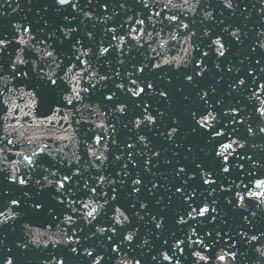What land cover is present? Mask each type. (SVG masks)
<instances>
[{
  "label": "snow or ice",
  "instance_id": "6c2138e0",
  "mask_svg": "<svg viewBox=\"0 0 264 264\" xmlns=\"http://www.w3.org/2000/svg\"><path fill=\"white\" fill-rule=\"evenodd\" d=\"M54 3L58 10L71 8L82 16V24L94 21L104 26L107 46L104 40L95 46L97 60L105 58L112 51L117 54V63L121 66L125 64L122 56L136 52L143 57L133 63L132 71L126 73V83L115 84L118 92L132 100H138L142 95L151 97L157 94L163 100L168 99L166 90L156 92L154 81L144 76L146 70L160 72L171 69L179 73L182 69L190 68L195 61L192 73H183V80L186 85L198 87L197 78L203 80L209 73L206 61L212 55L216 58L212 61L216 72L235 74L238 77L230 84L229 95L248 89V105L224 108V101L217 99L216 108L220 111H216L209 103L210 97L216 94V88L199 89V100L203 102L204 108L203 111L191 114L196 125L192 131L207 138L212 146L214 168L218 171L209 170L200 163L195 165L207 196L212 199L197 200L194 190L185 197L188 182L198 178L195 174H189L184 185L176 188V193L184 197L183 204L186 207L176 211L175 220L178 226H186L190 221L216 223L219 213L214 205L217 204L215 195L219 191L227 194V205L247 213L242 216V220L248 230H237L235 235L230 231L223 234L216 231L213 237V232L200 235L196 227H189L183 238L173 233L164 240L158 254L151 259L158 264H184L185 261L189 264H235L240 254L238 244L241 243L247 248H254L258 257L264 259V231L257 234L253 230L257 212L250 209V203L254 202L256 208L264 210V156L258 155L264 153V143H257L258 139L264 138V67L260 68V76L248 71L247 77H252L249 84L247 77L239 76V67L219 62L229 52L223 36L218 34L212 38L207 28L197 30V16L200 17L199 25L216 23L214 9L205 7L206 0H135V8H128L126 2H121L119 8L125 17L118 26H108L118 15L115 11L99 18L93 12L82 10L80 0H54ZM219 3L223 9L235 15L238 7L236 0H219ZM257 3L260 5L259 14L264 17V0H257ZM88 4L91 5L92 0H88ZM100 8L108 13L109 4H100ZM13 11H18V8ZM3 15L0 12V17ZM65 20L67 22V17ZM219 23L223 24V21ZM11 28L10 34L0 30V177L20 189L34 188L38 193L52 189L50 199L55 203V207H46L41 200L31 203L32 219L22 224L24 239L15 247L21 253H27L30 249L74 245L70 248L74 256L82 254L89 258L90 264H104L106 255L100 254L95 247H85L80 252L78 246L81 240L78 237L82 229L75 226L79 220L93 225L109 203L117 200L116 188L112 187L110 200L108 194L101 191L99 195L105 200L103 203L98 202V189L118 183L123 186L122 179L118 182L104 174L112 148H118L119 145L115 139V128L108 123V115L100 103L92 100L97 93V85L106 83L110 77L102 75L94 66L93 47H85L81 40L70 46L71 55H67L48 42L57 38L55 32L45 40L38 38L30 23H14ZM77 31L75 27L59 28L65 41ZM222 32L236 44L242 43V36L246 37L239 27L225 26ZM86 35L89 42L95 41L94 33L88 32ZM257 36L260 39L252 51L258 48L264 52V31H258ZM204 41H207L206 46H202ZM10 48L13 51L8 53ZM195 52L200 53L199 59L194 57ZM256 64H261V60H256ZM103 99L112 105L110 112L113 115L123 116L130 111L129 103L120 101L116 92L105 95ZM140 106V103L135 104L136 108ZM248 106H251V113ZM158 115L163 117L164 114ZM172 123L175 125L178 122L173 120ZM131 124L136 130L145 125L155 126L157 117L152 113V105L144 102L140 115ZM84 126H88L87 131L82 133ZM178 132V127H171L166 133V139L172 141ZM135 139L144 149L149 148L144 135H137ZM81 148L87 160L81 156ZM135 148L136 143L129 142L123 150ZM159 156L160 152H153L144 161L146 172L151 173V168L156 166L152 165V160ZM122 159L123 156L114 155V162ZM128 161L134 168L137 166L131 154ZM49 162H55L60 167H54ZM128 167L129 164H123L116 175H129ZM89 168L98 173L92 178L95 186L85 180L77 192L74 189L79 185H74V181L82 178ZM37 173L40 179H34ZM234 173L235 178L227 181L229 186L218 184L219 176L232 177ZM177 175H186V168L178 167ZM143 187V178L137 173L131 182L132 194L138 196ZM156 187L153 182L148 191L151 193ZM23 197L33 200L28 191L23 193ZM57 207L66 211L57 212ZM148 207L147 203L139 202L141 210ZM22 208V198L12 196L0 204V228L21 219ZM111 212L109 219L114 226L106 228L96 225L93 237L111 233L108 241L112 245L111 253L116 256L113 264H141V260L129 258L121 252L122 247L134 243L139 229L127 231L119 242H113V237L119 235L117 229L131 224V219L121 206L113 205ZM136 215L139 220H144V216L139 213ZM151 223L158 232L164 231L163 217L152 216ZM169 240L172 241L170 245ZM148 244L149 240L144 239L139 247ZM4 247L3 240H0V249ZM186 251L188 256L185 255ZM0 264H21V261L17 254L8 249L7 253L0 251ZM44 264H65V260L52 256Z\"/></svg>",
  "mask_w": 264,
  "mask_h": 264
},
{
  "label": "water",
  "instance_id": "95a60500",
  "mask_svg": "<svg viewBox=\"0 0 264 264\" xmlns=\"http://www.w3.org/2000/svg\"><path fill=\"white\" fill-rule=\"evenodd\" d=\"M126 2V7L135 8V0H92V4H88V0H80L81 8L84 11L93 12L97 17L102 18L105 14H112L114 11L118 13L112 21L109 22L108 26H118L122 23L125 13L119 8V3ZM108 3V13H104L100 8V4ZM238 7L236 8L235 15H232L227 10L223 9L219 0H206L205 7L214 9V18L216 23H205L199 25L200 17L197 16L199 31L200 28H207L212 33V38L216 35H222L226 46L229 48V52L226 57L220 58L222 65L232 64L241 69L239 76L247 77V73L251 70L256 76H260V68L264 67V52H261L257 48L255 52L252 48L259 42L260 37L257 36L258 31H264V17L259 14L260 5L257 0H236ZM18 11H13L17 9ZM0 12L4 13L0 17V30L5 33H11L12 24L27 22L33 27L34 33L38 35L39 39L47 40V37L55 32L56 37L49 43H52L59 51L71 55L70 46L77 40H81L85 47H93V63L102 75H108L110 79L101 85H97V93L92 97L94 102L100 103L102 110L108 115V123L115 128V139L119 147L112 148V154L109 156L108 164L105 168L104 174L110 179H116L118 182L122 179L123 186L119 183L115 186L105 187L102 190L98 189V202L103 203L105 198L100 196L101 191L108 194L110 200L112 187L116 188L117 200L110 202L108 207L105 208L104 212L98 218L93 225H87L83 220H79L75 226L77 229H82L79 233V239L81 245L78 246L80 249L85 247H95L97 251L106 256L116 257L115 254L111 253V244L108 241V237L111 233L108 232L104 236L95 235L93 233L96 225L104 227H113L114 225L110 221L109 217L112 214L111 208L113 205L121 206L126 214L131 219V224L125 228H118L119 235L113 237V242H119L122 236L127 232L135 229H139L138 235L132 245L124 246L121 249L123 254H127L129 258L141 260V264H158L157 261L151 259L152 256L157 255L158 251L162 248L164 240L168 239L173 233L183 238L189 227H196L200 235L205 232H213V237L216 231L223 232L230 231L233 235L237 230L247 231V225L243 224L242 216L247 213H241L233 206H229L225 203V196L227 194L216 192L215 199L217 204L214 205L217 208L219 215L216 217V223L209 221H190L186 226H178L175 223L176 211L182 207H186L183 204L184 197H181L176 193L177 187H182L184 182L187 180L189 174H195L198 177V170L195 165L197 163L202 164L209 170H216L214 168V160L212 155V146L208 143L207 138L200 134H194L192 129L196 127L195 122L191 118L193 112L203 111V102L199 100L198 92L200 88L210 89L216 88V94L210 97L209 103L216 109V100L221 99L224 101L222 107L227 108L228 106H246L248 105L247 96L249 95L248 89L244 88L239 93L230 92V84L234 79L238 77L235 74H227L226 72H216L215 67L212 63L215 60V56L212 55L208 58L206 63L209 67V73L206 74L203 80L198 81V87L186 85L183 80V73H192L195 67V61L192 66L188 69H182L179 73L174 72L171 69H165L160 72H150L146 70L144 76L154 81L155 90L158 93L160 90H166L168 92V99L163 100L159 95L147 96L142 95L138 100H132L131 97L126 96L124 93L118 92L115 88L116 83L125 82L124 79L127 72L132 71V65L137 60H142L143 57L139 53L133 52L127 56H122L125 60L123 66L117 63V54L115 51L110 52L105 58L97 60L95 58V46L99 44L101 40H104L105 46H107V38L104 35V26L96 24L94 21H86L83 24L81 20L82 16L73 12L71 8L58 10L54 3V0H0ZM223 13V15H221ZM67 17V22L65 20ZM250 17V19H245ZM223 21V24L219 22ZM225 26L239 27L242 33L246 34L242 36V43L236 44L231 40L226 33L222 32V28ZM61 27H75L78 29L69 40H64L62 34L59 32ZM92 32L95 35V41L89 42L86 33ZM61 41H64L61 43ZM207 41H204L202 46H206ZM15 46H13L14 48ZM13 48L8 49V53L13 51ZM194 57L200 58V53L195 52ZM7 59V57H6ZM261 60V64L257 65L256 60ZM243 61V63H241ZM119 73V77H117ZM163 77V78H162ZM221 77H223L221 79ZM135 78V77H134ZM220 81L217 83V81ZM249 84L251 83L252 77H247ZM169 81H171L169 83ZM113 92L117 93L120 101L129 103L130 111L125 115L119 114L113 115L110 112L112 105L104 101L103 97ZM187 97L188 99H185ZM147 102L152 105V113L157 117V124L155 126L145 125L139 130L132 127L131 121L138 117L143 109V103ZM140 103V108H136L135 104ZM248 111L251 113V106H248ZM158 113H163V117H160ZM230 119V118H229ZM173 120L178 123L173 125ZM176 126L179 128L178 135L172 140L166 139V133L171 127ZM88 126H84L82 133L87 131ZM137 135H144L149 143V148L144 149L142 145L136 142ZM136 143V148L133 150H123L126 148V143ZM66 143V141H65ZM257 143H264V138L258 139ZM191 148V151L188 149ZM67 151V149H66ZM153 152H160L158 159L152 160V165H156L151 168V173L144 170V161L149 159ZM136 153H142L136 155ZM80 154L87 160L83 148H81ZM133 156V161L136 163L134 168L128 161L129 155ZM251 154V153H250ZM114 155H121L123 159L120 162H114ZM260 156H264V153H258ZM167 161V163L165 162ZM54 167H60L55 162H49ZM97 163H99L97 161ZM129 164L128 172L129 175L117 176L116 173L121 171L123 164ZM186 168V175L178 176V167ZM247 167V166H246ZM218 171V170H216ZM139 173L140 177L143 178L144 187L141 189L138 196L132 194L131 182ZM98 175L94 169L89 168L84 173L82 178H77L74 181V185H79L75 188L77 192L83 187V181H88L92 186H95V180L92 179ZM41 176L37 173L34 179H40ZM216 178V177H214ZM235 173L232 177L219 176L218 184H224L229 186L227 181L234 179ZM157 185L153 192H149L148 189L152 187V183ZM238 182V181H237ZM195 191L197 193V200L209 199L205 187L202 181L197 178L195 181H189L188 187L185 188V197L189 192ZM28 191L33 200H28L23 197V193ZM8 194V195H5ZM53 194L52 189H46L43 193H38L34 188L20 189L17 185L8 184L5 179L0 177V204L7 201L9 196L15 198H22V218L27 222L32 219L30 205L35 200H41L45 202L46 207H55L54 201L50 199ZM75 199V197H72ZM139 202H144L149 205L146 210L139 208ZM135 204V207L132 205ZM250 209L257 212L256 220L253 221V230L258 234L260 231H264V210H260L255 207L254 202L250 203ZM57 212L66 211L60 207L56 208ZM137 213L144 216V220L141 221L137 218ZM156 216L157 218H164L165 225L164 231L158 232L154 225L151 223V217ZM71 233V230H69ZM159 236V239H157ZM88 237H92L88 239ZM144 239L149 240V244L143 248L139 247ZM172 243L169 240V245ZM129 248L132 250L129 251ZM107 249V253H105ZM239 253L235 264H264V259L258 257L255 253L254 248H247L244 244H238ZM185 255L189 253L186 251ZM183 260V258H181ZM184 264H189L185 261Z\"/></svg>",
  "mask_w": 264,
  "mask_h": 264
},
{
  "label": "clouds",
  "instance_id": "9594fccd",
  "mask_svg": "<svg viewBox=\"0 0 264 264\" xmlns=\"http://www.w3.org/2000/svg\"><path fill=\"white\" fill-rule=\"evenodd\" d=\"M257 264H259V262H257Z\"/></svg>",
  "mask_w": 264,
  "mask_h": 264
}]
</instances>
